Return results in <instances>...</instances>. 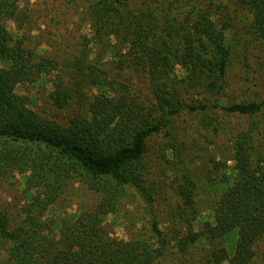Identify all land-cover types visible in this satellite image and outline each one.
Returning <instances> with one entry per match:
<instances>
[{"label":"trees","instance_id":"trees-1","mask_svg":"<svg viewBox=\"0 0 264 264\" xmlns=\"http://www.w3.org/2000/svg\"><path fill=\"white\" fill-rule=\"evenodd\" d=\"M33 1L41 0H0V184L19 176L24 198L16 221L0 209L2 264H156L166 254L252 264L264 240L257 128L235 136L229 160L209 159L218 193L197 230L198 184L187 169L174 188L173 215L183 230L167 236L160 228L161 187L147 155L158 137L165 155L176 153L175 123L185 112L252 117L264 109V101L224 102L231 53L229 28L220 20L228 5L248 12L264 68V0H75L81 23L73 38L79 35L60 62L39 50L44 42L32 35ZM53 15L50 26L59 29L63 14ZM85 25L90 37L80 33ZM133 78L145 81L144 92ZM41 79L51 86L54 110L66 116L61 123L16 93ZM75 185L95 202L65 206ZM122 189L133 190L152 216L149 240H118L107 230ZM59 205L67 209L61 215L55 214Z\"/></svg>","mask_w":264,"mask_h":264},{"label":"rangeland","instance_id":"rangeland-1","mask_svg":"<svg viewBox=\"0 0 264 264\" xmlns=\"http://www.w3.org/2000/svg\"><path fill=\"white\" fill-rule=\"evenodd\" d=\"M72 1L75 0L33 1L29 7L36 16L35 28L37 31L33 32L32 35L37 36L40 42H44L39 50L46 51L50 58H56L58 62L66 58L63 51L67 43L79 35L78 32L73 38L76 25L81 23V16L75 14ZM55 11L63 14V22L59 29L52 24L54 28L50 26ZM226 11L220 14V20L226 23L229 28L227 43L231 56L228 70L229 86L223 94L224 102L226 105L240 101L257 100L262 102L264 101V68L260 65L263 62L262 47L261 42L255 37L251 29V16L246 10L236 8L233 5H228ZM11 28L12 24H9L8 29ZM82 28L80 33L89 35L86 32L88 27L85 25V28L84 26ZM50 31L52 32L49 34ZM50 41L51 43H49ZM48 44L52 45L53 50L48 48ZM32 46H35V44ZM57 48L61 49L58 53L56 52ZM134 79L137 81L135 89L140 88L144 92L146 89L145 81L138 82L137 78ZM41 80L40 85L37 86H18L16 93L27 97L35 112L61 123L66 116L54 110L47 96L51 91V86L47 81ZM207 116L211 118L210 124L207 122ZM263 119L264 109L252 117L227 116L217 109H213L207 114L196 112L189 114L185 112L175 123L179 132L177 138L181 142L174 150L176 153H173L172 156L165 155L166 143L161 137L150 141L147 163L161 187L160 199L155 207L156 218L159 221L160 228L164 230L167 236L175 233L176 230H183L179 221L173 215L174 207L177 204L174 188L179 176L184 174L187 169L194 174L197 180L198 209L201 212V216L194 226L197 230L208 216V210L212 208L218 193L216 186L218 178L215 172H211L209 159L229 160L235 136L249 130L251 125L257 128L254 135L257 149L256 156L259 154L264 158ZM204 122L210 126L204 127ZM179 153L181 154L179 155ZM19 181H21L20 177L16 175L13 182L0 184V209L9 213L10 218L15 221L20 218L24 200L21 190L18 189ZM73 188L69 199L65 201V206H71L70 210H76L78 206L84 204L89 206L95 202L94 195L86 193L78 185ZM64 211H67V209H63L59 205L55 209V214L61 215ZM151 219L152 216L145 210V206L136 197L134 191L122 189L116 201L115 211L105 221V224L110 234L118 240L147 241L151 237ZM202 255L203 252H200V256ZM4 259L5 252L0 246V264ZM195 259L193 260L188 256L180 259L177 255L166 254L156 264H203L199 257ZM252 264H264V240L258 244L256 257Z\"/></svg>","mask_w":264,"mask_h":264}]
</instances>
